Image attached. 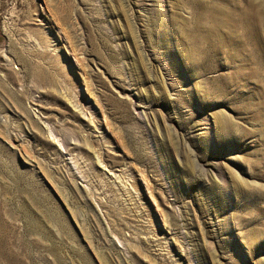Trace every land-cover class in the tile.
Segmentation results:
<instances>
[{"label":"rangeland","instance_id":"rangeland-1","mask_svg":"<svg viewBox=\"0 0 264 264\" xmlns=\"http://www.w3.org/2000/svg\"><path fill=\"white\" fill-rule=\"evenodd\" d=\"M262 4L0 0V264H264Z\"/></svg>","mask_w":264,"mask_h":264},{"label":"bare ground","instance_id":"bare-ground-1","mask_svg":"<svg viewBox=\"0 0 264 264\" xmlns=\"http://www.w3.org/2000/svg\"><path fill=\"white\" fill-rule=\"evenodd\" d=\"M264 6V4H262ZM262 7V6H261ZM264 8V7H263ZM264 10V9H263ZM264 17V16H263ZM253 20V19H252ZM256 24V23H255ZM254 28V27H253Z\"/></svg>","mask_w":264,"mask_h":264}]
</instances>
